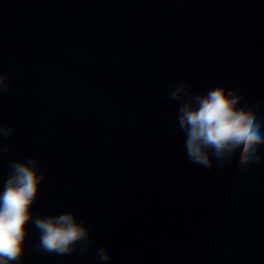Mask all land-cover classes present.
<instances>
[{
    "label": "water",
    "instance_id": "1",
    "mask_svg": "<svg viewBox=\"0 0 264 264\" xmlns=\"http://www.w3.org/2000/svg\"><path fill=\"white\" fill-rule=\"evenodd\" d=\"M0 192L13 159L46 179L33 212L78 213L87 255L23 264H264V146L240 171L192 164L172 85L239 90L264 120V0H0Z\"/></svg>",
    "mask_w": 264,
    "mask_h": 264
},
{
    "label": "clouds",
    "instance_id": "2",
    "mask_svg": "<svg viewBox=\"0 0 264 264\" xmlns=\"http://www.w3.org/2000/svg\"><path fill=\"white\" fill-rule=\"evenodd\" d=\"M12 88V77L0 73V93ZM168 99L177 104L176 124L184 134V148L192 164L205 169L223 168L235 160L240 171L259 163L264 146V120L255 106L242 105L243 95L228 86L194 93L187 81L170 87ZM15 128L0 121V138L8 139ZM12 145L0 139V155ZM10 169L0 192V264H23L31 225L38 233L37 249L56 256H84L95 244L92 228L75 211L37 215L33 212L46 179L42 162L35 156L7 162ZM98 264L112 254L107 246L95 248Z\"/></svg>",
    "mask_w": 264,
    "mask_h": 264
}]
</instances>
